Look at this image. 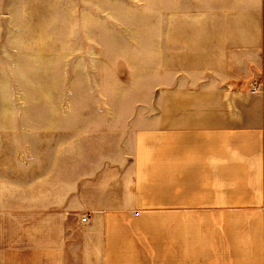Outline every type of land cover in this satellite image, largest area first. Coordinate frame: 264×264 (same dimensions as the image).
Instances as JSON below:
<instances>
[{
    "label": "crops",
    "instance_id": "obj_1",
    "mask_svg": "<svg viewBox=\"0 0 264 264\" xmlns=\"http://www.w3.org/2000/svg\"><path fill=\"white\" fill-rule=\"evenodd\" d=\"M179 3L162 103L0 136V264H264V0Z\"/></svg>",
    "mask_w": 264,
    "mask_h": 264
},
{
    "label": "rangeland",
    "instance_id": "obj_2",
    "mask_svg": "<svg viewBox=\"0 0 264 264\" xmlns=\"http://www.w3.org/2000/svg\"><path fill=\"white\" fill-rule=\"evenodd\" d=\"M179 5L0 0V136L52 129L41 122L69 115L101 114L72 111L86 105L162 103L165 24ZM168 39L170 44L174 27ZM4 144L14 151L15 145L0 138V154Z\"/></svg>",
    "mask_w": 264,
    "mask_h": 264
},
{
    "label": "built area",
    "instance_id": "obj_3",
    "mask_svg": "<svg viewBox=\"0 0 264 264\" xmlns=\"http://www.w3.org/2000/svg\"><path fill=\"white\" fill-rule=\"evenodd\" d=\"M82 221H85L86 220V217H82V219H81Z\"/></svg>",
    "mask_w": 264,
    "mask_h": 264
}]
</instances>
